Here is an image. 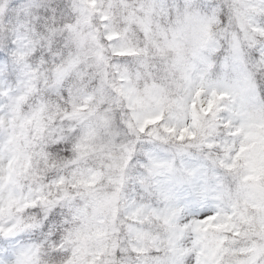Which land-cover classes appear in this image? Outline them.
Returning <instances> with one entry per match:
<instances>
[{"label":"clouds","instance_id":"1","mask_svg":"<svg viewBox=\"0 0 264 264\" xmlns=\"http://www.w3.org/2000/svg\"><path fill=\"white\" fill-rule=\"evenodd\" d=\"M0 264H264V0H0Z\"/></svg>","mask_w":264,"mask_h":264}]
</instances>
